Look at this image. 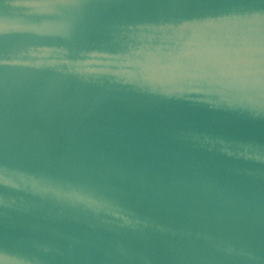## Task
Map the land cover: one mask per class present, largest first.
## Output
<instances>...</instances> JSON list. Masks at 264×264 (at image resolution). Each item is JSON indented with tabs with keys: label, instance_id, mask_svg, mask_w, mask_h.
<instances>
[{
	"label": "water",
	"instance_id": "95a60500",
	"mask_svg": "<svg viewBox=\"0 0 264 264\" xmlns=\"http://www.w3.org/2000/svg\"><path fill=\"white\" fill-rule=\"evenodd\" d=\"M0 264H264V0H0Z\"/></svg>",
	"mask_w": 264,
	"mask_h": 264
}]
</instances>
